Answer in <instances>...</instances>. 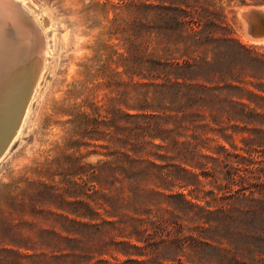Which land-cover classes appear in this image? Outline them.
I'll return each mask as SVG.
<instances>
[{"label":"trees","instance_id":"obj_1","mask_svg":"<svg viewBox=\"0 0 264 264\" xmlns=\"http://www.w3.org/2000/svg\"><path fill=\"white\" fill-rule=\"evenodd\" d=\"M220 1L113 4L102 73L134 112L111 130L76 107L54 169L84 199L47 226L24 204L7 214L0 264H264V47L235 36ZM90 145L107 159L67 152Z\"/></svg>","mask_w":264,"mask_h":264},{"label":"rangeland","instance_id":"obj_2","mask_svg":"<svg viewBox=\"0 0 264 264\" xmlns=\"http://www.w3.org/2000/svg\"><path fill=\"white\" fill-rule=\"evenodd\" d=\"M103 1L32 0L35 8H44L43 26L51 28L46 32L50 50L46 56L47 70L44 69L40 78L39 92L37 91L38 94L32 101L31 115L29 114L22 135L15 139L0 158V239L9 236L6 235L5 217L23 207V204L28 209L25 216L29 222L40 216L47 226L55 222L56 217L45 219L46 214H60L62 216L59 215L57 220H66L72 203L84 199L82 189L75 192L66 182L63 169H54L56 159L66 150L63 145L72 133V121L74 114L78 112L76 107L84 105L82 110L92 113L98 119L99 123H95L111 130L115 128L120 112H134L132 106L135 104V97L132 89L125 94L122 102V88L114 82L117 77L112 76V81H109L107 76L104 77L105 73H102L105 58L103 45L118 42L116 38L106 40L105 34L115 17L113 4L119 0H111L106 7ZM219 4L224 8L238 39L264 47V43L248 39L234 20V10L247 5H257L256 7L264 9V0H247L245 3L239 0H222ZM6 17V24L15 26L9 21L12 14ZM28 19L27 23L30 24ZM25 27L30 28L29 25ZM64 34H67L65 39ZM107 69L113 75L117 71H123L124 67L112 63ZM104 120L107 124L103 123ZM218 144H225V141H213L209 147L214 149ZM226 146L229 147L228 144ZM67 152H74L78 157L84 156L82 161L86 164L98 165L107 159L103 155L104 151L93 145L73 148ZM74 180L82 183L79 178ZM54 184H58L59 189ZM32 208L34 213H30ZM13 218H18V214L14 213ZM13 218L9 217L7 223L17 224L18 219L12 223ZM20 231L27 232L25 235L39 237L32 225L19 226L17 232Z\"/></svg>","mask_w":264,"mask_h":264},{"label":"bare ground","instance_id":"obj_3","mask_svg":"<svg viewBox=\"0 0 264 264\" xmlns=\"http://www.w3.org/2000/svg\"><path fill=\"white\" fill-rule=\"evenodd\" d=\"M32 3V0L0 1V158L22 135L47 65L46 56L50 49L46 32L50 27L43 26L44 8L37 9ZM256 8L264 11L261 7ZM11 14L9 21L15 26L6 24V16ZM249 21L254 22L251 18ZM240 23L238 26L244 33L247 21ZM25 25H29L30 30ZM67 34L63 35L64 39Z\"/></svg>","mask_w":264,"mask_h":264},{"label":"water","instance_id":"obj_4","mask_svg":"<svg viewBox=\"0 0 264 264\" xmlns=\"http://www.w3.org/2000/svg\"><path fill=\"white\" fill-rule=\"evenodd\" d=\"M256 6L257 5H247L240 7V10H234V20L237 25L241 24V21L246 20L247 26L244 33H242L253 42L264 43L262 42L264 38V11L256 8ZM250 18L256 23L249 21Z\"/></svg>","mask_w":264,"mask_h":264}]
</instances>
